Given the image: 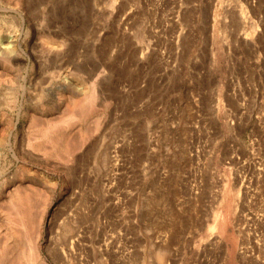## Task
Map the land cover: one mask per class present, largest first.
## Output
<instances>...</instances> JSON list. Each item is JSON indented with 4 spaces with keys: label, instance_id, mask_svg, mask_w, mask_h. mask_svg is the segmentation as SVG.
Segmentation results:
<instances>
[{
    "label": "rangeland",
    "instance_id": "obj_1",
    "mask_svg": "<svg viewBox=\"0 0 264 264\" xmlns=\"http://www.w3.org/2000/svg\"><path fill=\"white\" fill-rule=\"evenodd\" d=\"M0 234V264H264V0H0Z\"/></svg>",
    "mask_w": 264,
    "mask_h": 264
},
{
    "label": "bare ground",
    "instance_id": "obj_2",
    "mask_svg": "<svg viewBox=\"0 0 264 264\" xmlns=\"http://www.w3.org/2000/svg\"><path fill=\"white\" fill-rule=\"evenodd\" d=\"M11 196H13V194L11 195ZM14 198H15V196H14ZM12 199H13V197H12ZM17 202V201H16ZM17 205V204H16ZM15 206V205H14ZM14 210V209H13ZM13 213V212H12ZM9 214H11V213H9ZM12 215V214H11ZM9 219H10V222H9V228H8V233H6L8 236L6 237V238H13L12 239V241L14 240V242H13V244L15 245V246H19V243H20V239H21V230H22V228H23V225L25 224L24 223V221H23V223L21 222V221H19L18 219H17V217H15V214H14V217L13 216H10L9 217ZM24 231V230H23ZM1 235V234H0ZM5 238V239H6ZM11 240V239H10ZM6 244H7V241H6ZM9 244V243H8ZM10 245V244H9ZM13 246V245H12ZM14 247V246H13ZM12 247V250L14 249ZM15 249H16V247H15ZM14 251V250H13ZM8 252L9 251H7L5 248L4 249H2V248H0V259L1 258H3L6 254H8ZM15 252V251H14ZM13 252V253H14ZM11 253V252H10ZM1 261V260H0ZM2 262V261H1ZM0 262V263H1Z\"/></svg>",
    "mask_w": 264,
    "mask_h": 264
}]
</instances>
